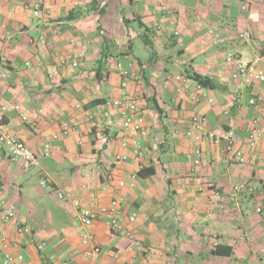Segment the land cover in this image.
Masks as SVG:
<instances>
[{
	"label": "crops",
	"instance_id": "0c3cea01",
	"mask_svg": "<svg viewBox=\"0 0 264 264\" xmlns=\"http://www.w3.org/2000/svg\"><path fill=\"white\" fill-rule=\"evenodd\" d=\"M35 4L39 17L32 14ZM243 32L248 39L239 37ZM134 37L149 57H138ZM263 47L264 0H0V74H6L0 130L21 139L39 160L23 170L19 160L0 155L3 252L21 254L22 264H256L264 257V219L256 212L264 211V86L234 81L235 65L226 55L258 58L264 70ZM118 64L139 79L128 85L139 94L147 129L137 153L122 146L133 136L123 133L112 106L121 94ZM189 72L217 88L198 86ZM14 104L19 110L10 108ZM193 116L217 135L232 129L246 139L260 128L257 146L246 149L255 162L228 161L223 143L196 144L187 136ZM63 124L71 127L67 134ZM46 143L50 155L44 157ZM140 170L153 174L140 177ZM236 184L253 193L232 194ZM57 189L94 210L119 199L117 219L135 241L123 233L110 237L100 217L90 229L100 252L86 255L80 212L57 201ZM10 206L13 216L4 222Z\"/></svg>",
	"mask_w": 264,
	"mask_h": 264
},
{
	"label": "built area",
	"instance_id": "2783aa9c",
	"mask_svg": "<svg viewBox=\"0 0 264 264\" xmlns=\"http://www.w3.org/2000/svg\"><path fill=\"white\" fill-rule=\"evenodd\" d=\"M42 12V8L39 4L33 6L32 14L35 17H39ZM161 12L167 14L166 7H161ZM47 14L48 11H45ZM170 25L176 23V16H169ZM177 34V32H176ZM248 32H243L240 34V38L248 39ZM227 62H233L235 69L232 73V79L237 83L250 84L252 82H258L264 86V70L258 67V58L253 61L244 62L239 58H235L233 54L228 53L226 55ZM61 64L66 63V59L60 61ZM71 65L76 66V61L71 60ZM120 72L121 83L119 97L112 101V106L116 110L118 116L121 119L122 131L124 134H129L132 139L129 142H123L122 146H130L131 149L137 153L141 148V140L146 137L147 129L145 126V117L138 105V96L136 92H131L128 90V85L130 81H138L136 74L132 72L129 67H123L121 64L117 65ZM6 78V74H0V79ZM178 79V78H177ZM259 100V99H258ZM256 99L252 98L249 100L250 104L256 103ZM6 106H1V110L5 111ZM11 109L19 110L18 105H11ZM71 127L68 124L62 125V133L67 134ZM263 131L256 127L248 134L246 139H241L236 136L232 129L223 132L222 135H217L212 131H208L204 125V119L199 116H193L190 120V128L187 132V136L191 137L193 141L198 144L203 140H208L211 144L216 145L223 143V150L227 154L228 161H234L238 164H250L255 162V157L253 155H246V149L248 151L254 150L257 146L258 141L261 139ZM56 138V136H54ZM6 152L8 157L12 161L19 160L21 162L23 170H30L39 166L38 156L24 143L21 139L16 137L11 133L4 132L0 130V155ZM44 157L50 155V145L46 143L44 146L43 154ZM195 159L193 160L195 165H198L201 158V151L197 149L195 151ZM262 166L264 169V159H262ZM40 186L45 187V181H40ZM247 193L252 194L253 188L246 184H236L232 187V194ZM54 197L60 202H70L74 208L78 209L80 212L82 230L80 232V240L83 245H90V249L86 252V255H96L100 252V247L93 243L94 236L90 229L93 224L102 217L105 219V224L110 237H115L119 233H123L125 237L130 241H135V234L131 230H126L118 221L116 212L119 204V199H113L108 204L100 206L97 210L92 207L82 206L81 203L74 198L70 191L65 190H53ZM13 206L4 214V222H8L13 216ZM256 212L262 216L264 219V211L258 207ZM215 212H209L208 216L212 217ZM135 220V215L129 218L130 222ZM19 233H26L28 230L26 228H18ZM45 243H40L38 245V250H42ZM6 248L5 243H0V254L3 253V264H22L23 256L21 254L11 255L9 253H4ZM128 251L132 252V247H128ZM67 264V263H64ZM125 264H129L126 262ZM256 264H264V257L259 258Z\"/></svg>",
	"mask_w": 264,
	"mask_h": 264
},
{
	"label": "trees",
	"instance_id": "16d2710c",
	"mask_svg": "<svg viewBox=\"0 0 264 264\" xmlns=\"http://www.w3.org/2000/svg\"><path fill=\"white\" fill-rule=\"evenodd\" d=\"M71 18H72V16H71V13H70V15H68V16L66 17V19H71ZM258 54H259V56H264V47L261 48V49L258 51ZM99 72H100L99 69H97L96 72H95L96 77H99ZM142 77H143V76H142ZM187 77H188L189 79L193 80L198 86H200V87H202V88H210V89H215V88H217V86L213 83V81H212L211 79H209L208 77L201 76V75L196 74V73H194V72H189V73L187 74ZM152 174H153L152 171H149V172H146V173H145L143 170H140V171L138 172V175H139L140 177H148L149 175H152ZM216 254H217V252H216ZM225 254L230 255V254H231V251H230V250H227V251L225 252Z\"/></svg>",
	"mask_w": 264,
	"mask_h": 264
},
{
	"label": "rangeland",
	"instance_id": "374dc122",
	"mask_svg": "<svg viewBox=\"0 0 264 264\" xmlns=\"http://www.w3.org/2000/svg\"><path fill=\"white\" fill-rule=\"evenodd\" d=\"M132 41H133V45L135 47V51L138 57H140L143 60L145 57L150 56L149 52L145 50V46L141 38L134 37L132 38Z\"/></svg>",
	"mask_w": 264,
	"mask_h": 264
}]
</instances>
